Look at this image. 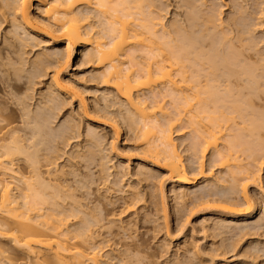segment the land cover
I'll return each mask as SVG.
<instances>
[{"label":"bare ground","instance_id":"1","mask_svg":"<svg viewBox=\"0 0 264 264\" xmlns=\"http://www.w3.org/2000/svg\"><path fill=\"white\" fill-rule=\"evenodd\" d=\"M32 1L0 0V20L5 22L7 26L14 27L13 30L23 31L19 32L24 33L25 37L18 39L22 46L29 40L34 42V38L39 35L46 36L53 41L62 38V47H64L65 53L58 52V49L54 47V51L52 50L51 53L42 49L43 52L33 54V57H29L30 59H22L24 52L20 51L23 52L22 54L19 53L21 55L19 57H22L21 60L15 57L16 55L18 57L17 53L19 52L15 48V50L12 49L13 51L10 50L16 53L15 60L13 56L12 59L9 55L12 53H9V49L7 50L8 53L4 51L0 54V92L3 94L0 96V237L8 239L15 248L33 256L35 264H151L149 260H145L144 254H140L143 249L139 247L137 242L124 243L123 245L127 246L124 253L116 249L115 251L112 245L119 243L118 240H113V237L114 239L120 237L119 233L126 235L124 232L127 226L131 225H128L130 223L128 216L133 211L132 208L135 207L137 201H140L139 197L142 196H138V192L129 187L127 193L120 197L106 200V203H101L100 206H90L88 204L89 199H82L84 201H81L80 198H75L76 194L74 195L72 192L74 189H71L72 187L70 188V184H68L67 176L73 175L68 172V170L72 171L73 169L66 170L67 165L65 164L69 155H66L65 163L59 161L61 152H59L60 155L58 153V156L57 152L60 151V148L58 147V149L56 144L59 141L64 143H61L62 147L60 146L63 150L71 136H69L68 131H65L67 130L65 119L63 124L66 127L63 128L65 130L62 129V125L59 126L60 124L56 125L58 127L50 124L60 113L62 107L77 97L78 113L76 114H81L89 121H97L91 113L96 114L102 110L95 106V108L90 109L86 107L84 98L76 94L77 92L67 89L68 87L60 80L59 72L65 69L71 56L70 50H73L76 44L80 45L79 53L87 61L95 60L99 63L100 70L97 77L100 78L101 82L112 85L117 95L128 104L130 113L128 118H130L131 124L132 121L134 122L129 127L138 131L136 137L142 140L143 150L154 158L155 164L161 163L172 181L180 185L179 189L181 188V190L177 194L178 198L182 199L187 194L193 193L192 198H190L191 201L187 202L188 204L192 207L205 204L207 208L212 207L219 210L222 215L225 213L226 217L223 218L225 223L228 222L227 220L250 214L251 211H246V207L237 208L239 203L236 201H231L223 196L214 198L211 195L215 192L212 194L211 191H208L211 193L209 194L207 191V193L201 191L207 188L208 182L206 184L204 182L200 188H197L198 190L196 189L197 191L187 193V190H184L186 185L194 184L196 179L203 178L205 180L207 178L203 169L204 161L201 158L210 150L217 164L227 167L228 175L232 180L236 172H243L241 178L245 179L251 173V170L241 164L240 159L234 153L238 150L244 152L248 148L251 134H255L254 131L258 127L264 128V121H262L264 119L261 120L260 116V119L255 117L256 114L249 116L247 125L250 128H247V132L244 133H248L250 137L242 134V127H236L233 133L223 135L219 126L221 119H229L224 114L223 109H227L230 113L242 112L243 110L248 111V114L250 113L249 99H240L238 96V100L237 97L233 96V94H238V87L236 88V86L244 88L249 97L258 91L264 93V83L259 84L260 79L264 80L259 79V77L264 74H259L258 77L256 74L259 72L253 73L256 68L260 69L261 65L258 63V67L255 59H253L254 64L252 63V65L245 63L244 58V62L240 59L246 53L244 50L253 47L245 43L250 40L248 33L251 31L247 29L248 26L246 28L244 23L242 24L240 21L242 25L237 24L239 23L236 22L238 19L236 20V17L234 18L232 15L225 20L218 16L214 17L216 9L213 10L214 8L208 4L206 6L203 0L200 3L198 1V4L204 7H200L201 9H196L198 5L196 3L193 6L192 0H184L182 3L189 10L185 11L181 19L180 17L177 20L172 19L167 22V25L162 23L160 18L154 16L155 14H151L152 12L155 13L149 8L154 3L152 0H36L39 8H41L36 18H33L30 13ZM210 4L212 5V3ZM186 8L184 10H187ZM218 13H220L219 10ZM92 18H96V21H90ZM260 24L262 23L260 22ZM224 26L227 27L225 28L227 34L222 30ZM231 29L235 32L233 37H229L232 32ZM11 30L9 31L11 32ZM16 33L11 34L15 35ZM33 35L35 37H32ZM20 44L18 45L21 46ZM32 44L31 46L34 45ZM87 45L90 46L88 49L86 48ZM9 47L11 48V46ZM69 48L71 49L69 50ZM254 52L253 50L252 53ZM247 59L248 61L251 60L248 56ZM258 59L257 62H262V58L259 61ZM24 65L31 69L26 76V86L28 84L29 86L25 88L30 89L27 91H31V93L24 92L23 96L17 97L15 91L20 88L18 85L21 78L19 73H22L21 70L26 71L27 69L22 68ZM254 65L257 67L254 68ZM50 66L54 70L51 74L49 73L50 75L48 74L45 84L42 83L43 86L34 89L37 81H39L37 78L46 76V68ZM201 77L204 79L203 82L200 80ZM255 78H258V85L254 81ZM241 88L239 91L242 90ZM143 89L150 92L151 101L149 105L146 103L148 97L138 94ZM33 90H35L34 94ZM226 95H232L237 100H233V97H231L232 100L229 97L224 98ZM163 97L171 101L170 109L172 110L169 111L166 109L167 107L164 108L163 104L161 105ZM226 98L230 100L227 99V101ZM222 99L227 102L223 101L219 105L218 103ZM208 102H211L212 107L207 106ZM239 102L243 104L241 107ZM13 112L19 113L16 114L17 120L14 119L16 116H10ZM183 121L193 131L194 150L200 158L197 160V177L188 175L171 135V130L175 128V125H178L176 123ZM18 122L20 125L17 124ZM115 123L111 127L113 132L117 134L118 126ZM70 129L68 124V130ZM222 136H224L223 143L220 145L221 147H218V139L220 140ZM256 138L254 140H258V137ZM48 141H52L53 144L56 143L54 145L57 148L55 149L56 153L50 146L52 142L48 146ZM251 142L254 143V146L258 145V142ZM251 142L250 144H252ZM77 144L73 145L77 149L75 148L71 152L70 159L83 157L81 158L83 160L90 149L83 152ZM64 152L63 155L67 153ZM19 161L21 163L18 164ZM74 161L77 162L75 159ZM72 164L75 163L72 162ZM72 164L71 166H73ZM105 167V170L109 169L107 166ZM100 171H104L102 167ZM145 171L144 174L150 170ZM99 174L98 176L103 175L104 180H106V177L110 176L111 173L109 175L106 173L107 176L101 172ZM114 181L115 184L116 181ZM82 182L80 187L84 185ZM87 182L86 184H88ZM84 188L89 189V187ZM79 189L81 188H77V190ZM87 189L84 190L85 193L83 192L84 198L89 194ZM241 196L243 203L248 205L250 201L246 192L242 191ZM150 197H152L151 194ZM173 197L176 198V196ZM150 199L151 202L155 200ZM119 200V206H121L116 212L113 210V208L116 209L113 206ZM160 200V205L164 206L162 199ZM153 205L156 207V203ZM161 208V211L165 209L164 207ZM120 215L123 218L127 216V219L123 220ZM162 215L166 223L165 211L162 212ZM115 216L119 221L118 224H114ZM69 218L73 219L72 222H68L71 220ZM220 221L222 220L220 219ZM220 221L218 220L219 224ZM218 222L216 221V224ZM217 225L216 227H218ZM237 230L240 231V229ZM103 234H108V236ZM127 237L131 238L129 234ZM192 245L194 244L192 243ZM104 247L107 249L104 250ZM111 251L113 252L111 253ZM1 252L0 249V254ZM6 261L9 264H14L8 259Z\"/></svg>","mask_w":264,"mask_h":264},{"label":"rangeland","instance_id":"2","mask_svg":"<svg viewBox=\"0 0 264 264\" xmlns=\"http://www.w3.org/2000/svg\"><path fill=\"white\" fill-rule=\"evenodd\" d=\"M153 1L155 4L152 3V6L150 5L151 7L149 8L152 11L154 10L155 13L152 12L151 14L152 15L155 14L154 16H157L158 19L160 18L161 19L160 21H162V23H164L165 25H167L168 24L167 22L171 21L172 19L177 20L179 17L181 19L184 16L185 11L189 10L186 7H184L182 3L184 0H178V1L152 0V2ZM198 1L200 3L202 0H194V1L192 0L191 4L195 6L197 3L198 8L196 9H199L200 7L204 8L203 6H200V4H198ZM203 1H205L206 6L208 4V6L210 5L212 8H214L213 10L216 9L214 12V15L215 13L216 15L214 17L218 16L225 20L227 17L232 15L234 16V18L236 17L235 18L236 20L238 19V21L236 22L240 21L242 24L244 23L246 28L248 26L247 29L252 32V33L251 32L248 33L250 35L249 37L251 41L248 39L249 41H246L245 43L253 47L251 49L249 47L247 49L249 51L244 50L246 53L243 52L244 53L243 57L241 56L242 58L240 57V59H242L243 61L244 58L245 63H248L249 65L250 64L252 65L254 61L253 59H255L257 66L260 64L262 67H264V55H262L264 54V0H258V1L257 0H203ZM159 2L162 4V6H160L161 4ZM210 3H212V5ZM255 5L257 6L255 7ZM37 6H38L37 1L33 0L32 9L30 12L33 18L37 17V14L41 9L39 8V6L38 7ZM184 8H186L187 10H184ZM89 10L92 11V9L90 8ZM218 10L220 13L217 14ZM90 21L92 22L96 21V18L94 19L92 18ZM240 22L237 24L241 26L242 24ZM260 22L262 24H260ZM244 25L243 27H245ZM6 26L7 24L0 20V54L1 52L3 53L4 51H6L5 53H8L7 51L8 49L10 53L13 51L12 49L15 48L17 49L16 50L17 52L19 51L17 53L18 57L16 53L13 52L9 55H11V58L13 56L14 60L15 57L21 60L22 57H23L22 59L24 58L30 59L29 57L31 56L33 57V54L34 55L38 54L39 52L42 51V49L47 53L48 51L49 53H51L54 47H56L55 49H58V52L62 54L65 53L64 47H62V43H63L62 38H57L53 41L52 39L43 35H39L36 37L33 35L32 37L36 38V39L34 38L35 41L32 42L31 40H29L25 43L23 42L24 44L22 46L18 39H23L25 37V35H23L24 33H22L23 31L15 30V29L14 31L12 29L14 27H11L9 25L7 27ZM225 28L227 27L224 26L222 30L225 31ZM9 30H11V32ZM231 30H232L231 34L228 33L231 35V36L229 35V37H233L235 33L233 29ZM17 31L18 32L22 31V32L18 33ZM11 33L13 34L16 33V34L13 35ZM18 36L20 37L18 38ZM248 42H250L251 44ZM18 44H20L21 46H19ZM31 44L33 46H31ZM9 46H11V48ZM17 47H21V48H17ZM89 47L90 46L87 45L86 48L88 49ZM80 48L81 47L78 44L74 46L73 50H70L71 48H69V50L71 51V56L69 62L65 66V69L59 72L60 80L62 81L63 84H65L68 87L67 89L75 93L77 92L76 94H79V96L84 98L87 105L86 107H88L89 109L92 107L93 108L100 107L102 110H100L96 114L91 113L93 114V118H95L97 121L86 120V118H84V116H82L81 114L78 115L76 114L78 113L77 110L78 105L76 101L77 97H74L69 104L62 107V109L59 111L60 113H58V115L55 117L54 120H52L50 124L52 126L55 125V127H58L56 125L60 124L59 126L62 125L61 127L63 129L66 128L63 126L65 119V125H67L66 128L67 130L65 129L63 130L69 132L67 133L69 134V136H71L70 137L71 139L68 140L66 147L63 145L64 146L63 150L61 147L62 144L64 143L60 142L58 139H56V141H59L57 144L55 142L53 144L52 141H48L49 142L48 146L52 142L50 145L52 147V150H55L58 147L60 148V149L58 148L60 151L57 150L58 151L57 155L59 152H61V159H59V161H61L60 163L62 162L65 163V160L69 155L68 156L69 159L67 160L70 161L69 162L70 164L68 165L67 164L68 161H67L65 165H67L66 170L73 169L72 171L68 170V172H71L73 175L69 174L67 176V180L69 182L68 184H70L69 185L70 188L72 187L71 189H74L73 191L71 189L70 190L74 192V195L76 194L75 198L77 199L80 198L79 200L81 201L89 199L90 202L88 204L90 206L92 205L100 206L101 203H106L105 202L106 200H113L115 197H120L127 193V189H129V187L130 189L132 187L133 188L132 190L138 192L139 194L138 196H142L139 197L140 201L139 200L137 201L135 207L132 208L133 211L130 212L128 216L130 221L128 225L130 224L131 225L127 226L128 230L126 229L127 232L126 230L124 232V234L126 235H122L123 233H119L118 235H121L123 237L118 236L115 237V239L113 237V240L119 241V243L112 244L113 249L114 250L116 249L124 253L125 249L127 248L126 245H123L124 243L129 244L131 243V241L137 242L138 245H140L139 247H142L143 249L140 254L141 255L144 254V256L146 257L145 260H149L151 264H264V218H262L264 217V215H262L264 214V210H262L264 209V207H262L264 206V128L258 127L259 131H257L258 129L254 131L255 134H251L252 135L251 137L248 136V133H244L247 132L246 131L247 128H250L249 125H247L249 123V121L247 120L248 118H250L249 116L251 115L254 116V114H256L255 117H258L259 119L261 117V120L264 119V95H262L264 93H261V91L257 90L258 92H255V94H251V96L249 97V94H247V91L244 88H241L240 86H236V88L238 87L237 88L238 94L235 95L233 94V96L237 98L239 96L240 99H244V98L249 99V104H250L249 106L252 110V111L250 110L251 114L250 113L248 114V111L246 110H243L242 112L230 113L229 111H227V109H223L224 114H226L227 117H229V119L228 120L221 119L219 121L220 123L219 126L221 128V132L223 135L226 133H233L234 132L233 130L236 127H242L241 129L242 134L244 135L246 134L247 135V136L245 135L246 137L251 138V140L250 138H247V140H250L248 144V148L246 149L247 151L242 150L244 152H241L240 150L237 149L238 151L234 153L235 155H237L238 159H240L241 164L246 166L248 170H251V173L248 176V178L246 179L241 178L243 172H236L232 180V178H230L228 175L227 167L219 166L214 158V155L211 153L210 150L201 158L204 161L203 169L205 170V174L207 175V178H205V180L203 178L196 179L194 184H188L186 185V187H184L186 189L183 188L185 191L187 190V193L194 192L197 191L198 190L197 188H200L204 184V182L205 184L208 182L207 185L209 187L207 186V188L201 191L203 192L205 191L204 193H207L208 191H211V193L215 192L214 194L212 193L213 195H211L214 198H218L219 196L229 198L231 201H236L239 203V206H237V208L242 209L246 207L247 208V209L245 208L246 211H251L250 212L251 215L250 214L241 215L242 218L241 216H239L233 220H227L228 222L225 223V220L223 219L226 217L225 213H223L222 215L221 214L222 212H220L219 210L214 209L212 207L207 208L205 207V204H200L197 205L196 207H192V205L188 204L191 201L190 198H192L193 193H190L191 195L187 194L188 197L186 196L185 198L182 199L178 198L177 194L181 190V188L179 189L180 185L172 181L171 177L168 175L166 169L161 165V163L155 164L156 162L155 160H153L154 158L150 157L148 153L143 150L144 145H142L143 144L142 140L136 137L138 131H136V129L134 130V128L129 127V125H133L134 122L132 121L131 124V120L129 121L130 118L128 117H130V113H129L128 104L123 98L117 95L116 90L112 85L103 84L101 82L100 78L97 77L98 76L97 74L100 70L99 63H97V61L95 60L87 61L84 58V56L79 53ZM252 49L255 51L254 53H252L253 51ZM20 51L24 52V53L22 52L23 53L22 57H19V55L22 54ZM252 55L254 58L252 57ZM257 55L260 58H262V62L259 61L261 59ZM247 56L249 59L251 58L252 61L251 60L248 61ZM256 58L257 59L259 58L258 59L259 62H257ZM246 59L248 62L246 61ZM14 60L12 61L14 62ZM256 65H254L255 66L254 68L257 67ZM261 66L260 69L256 68V70L258 69L257 71L254 69H253L254 71L252 70L253 73L255 74L256 72L257 73L259 72L258 74H256V76L258 77L264 74V70H262L264 68H262ZM22 68L26 69L27 65L26 66L24 65ZM29 70L31 71L30 68H27L26 69L27 72L25 70L24 71L21 70L22 73H19L21 78L18 77L20 78L19 79L20 82H18L19 83L18 85L20 86V88L16 89L17 91H15L17 97L23 96L24 92H27V94L31 93V91L30 92L27 91L30 89H25L26 87L29 86V84L28 86H26L27 85L26 76L27 74L30 73ZM53 70L54 69H52V66L47 67L45 71V73L47 72L46 76H41L40 78H37V80L39 79V81H37V84L36 86H34L35 87L34 89L43 86L42 83L45 84L48 78V74L49 73L51 74ZM255 74H253L254 77H256ZM260 78L264 79V75L259 77V79ZM257 79L258 78L254 79L255 83L257 82ZM200 80L201 82H203L204 81L203 77H201ZM259 82H257V85L258 83L261 84V82L264 83V80L260 79ZM237 83L239 82L237 81ZM239 88H241L242 90L239 91ZM34 93L35 90H33V94ZM149 93L150 92L145 89L138 92L139 95L148 97L146 99V103L148 105L151 101V99L149 98L150 97ZM0 96H3L1 92H0ZM233 96L226 95L224 96V98L229 97L231 99V97ZM234 97L233 100H235ZM163 98H164L162 99L163 101L161 100V105L163 104L162 106H164V108L167 107L166 109L167 110L169 109V111L172 110L170 109L172 106L171 101L167 100L166 97ZM229 98H226V100ZM226 100L222 99V101H220L218 104L220 105V103H222L223 101L226 103L228 101ZM208 103L210 104L211 102ZM209 104L207 106L212 107V105ZM241 105L243 104H240V107ZM29 108H33V107H29ZM15 111H17L16 108ZM13 113L10 116L15 117L17 112H15L14 114ZM16 118L17 116L14 119ZM114 123L117 124L118 126L117 134L113 132V129L111 127L112 124ZM17 124H19V122ZM68 124H69V129L71 128L70 130H68ZM176 124L178 125H175V128L171 130L173 142L176 145V151L180 156L182 164L185 167L186 171L188 172V175L197 177L198 176L197 160L199 158V155L194 150L195 148L193 144L194 143V138L192 133L193 131L184 121L182 123H176ZM21 127L24 126L21 125ZM72 136L75 137L73 138ZM256 137H258V140H254L257 139ZM223 139L224 136L220 137V140L218 139L219 141L218 147H221L220 145H222ZM251 141L258 142V145L255 143L257 146L256 145L254 146V143H252ZM250 142L252 144H250ZM55 144L57 145L56 146L57 148L54 146ZM76 144L79 145V147L83 152L84 150L85 152H87L90 149L88 153H86V157H84L83 160L81 159L83 157L81 158L79 157L80 160L78 158L77 159L74 158L75 160H77V162L74 161L73 158L70 159L71 152L74 151L76 148L73 145ZM82 147L84 148L82 149ZM250 147L253 149L251 150ZM61 150L67 153L63 155L62 154L63 152ZM252 151L254 152L252 153ZM89 153L91 154L89 155ZM254 153H256V155H253ZM71 160L75 164H72ZM102 161L104 163L103 165H102ZM19 163H21V161H19L18 164ZM71 164L73 166H71ZM86 165L88 166L86 167ZM104 165L107 166L109 169L105 170L106 167ZM69 166H71V168H68ZM101 167L102 170L104 171H100ZM144 170L146 171L150 170V171L145 173L146 174L145 175ZM98 171H100L102 174L105 175L106 173L107 175H109L110 173L111 174L110 176L106 177V180H104L103 175L98 176V174L100 173ZM121 176L122 178L119 179V177ZM99 177H102L103 179L102 178L100 179ZM101 180H103L105 183L103 181L101 182ZM113 180L116 181L115 183L116 185L113 183ZM81 182L82 185L84 183V185H89V186L83 185V187H80ZM86 182L88 184H86ZM84 187H89V189ZM77 188H81V189L77 190ZM86 189L89 194L87 195L86 198H84L83 192L85 193L86 191L84 190ZM242 191H245L249 198L250 203L248 205L243 203V199L241 196ZM174 192L176 193L175 195ZM148 193H150L152 197H150V194ZM78 194L80 195V197ZM173 196H176V198ZM150 198H152V200L155 199L154 201L156 202L154 201L151 202ZM147 199H149L150 201ZM160 199H162L163 201L162 203H164V206L160 205V201H161ZM116 202H115L116 205L114 204L113 206L116 209L113 208V210H116L117 212L119 211L120 209L119 207L121 205L119 206L120 200ZM150 202L151 204H149ZM153 203H156V207L153 205ZM210 205L211 204L209 203V206ZM160 206L164 207L165 209L163 208L164 210L161 211L162 208ZM248 206L250 209L248 208ZM188 208H190L191 210ZM164 211L166 213L165 215L166 223L162 218L163 216L162 212L164 213ZM121 215L120 218L122 217ZM116 216H115L116 220L114 224H118L119 222L117 221ZM260 216L262 217L259 219ZM126 217L124 218L122 217V219L126 220L127 219ZM220 219L222 221H220ZM72 220L73 219L69 220L68 222L70 221L72 222ZM218 220L220 221V224ZM216 221L218 222L217 223L218 225L216 224ZM216 225L218 227H216ZM219 229H221L220 233H219ZM237 229H240V231ZM128 234L131 236V238L127 237ZM103 235L108 236V234H103ZM192 243L194 245H192ZM0 249L2 250L0 254V259H2L1 260L2 262L0 261L1 262L0 264H6L7 259L8 261H12L14 264H35L33 256L28 255L23 251L15 248L8 239L2 236L0 237ZM103 249L105 250L107 249V247H104ZM112 252L113 251H111V253ZM7 264H9V262H7Z\"/></svg>","mask_w":264,"mask_h":264}]
</instances>
